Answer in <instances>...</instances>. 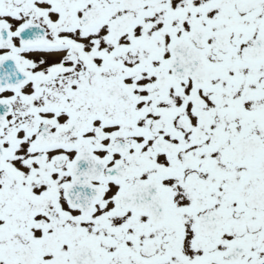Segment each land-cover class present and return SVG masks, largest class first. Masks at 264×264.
<instances>
[{
    "label": "snow or ice",
    "instance_id": "1",
    "mask_svg": "<svg viewBox=\"0 0 264 264\" xmlns=\"http://www.w3.org/2000/svg\"><path fill=\"white\" fill-rule=\"evenodd\" d=\"M0 264H264V0H0Z\"/></svg>",
    "mask_w": 264,
    "mask_h": 264
}]
</instances>
